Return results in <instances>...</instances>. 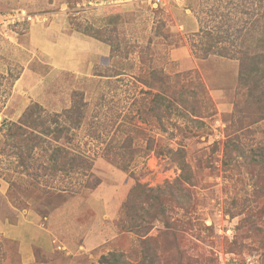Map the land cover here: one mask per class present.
Returning a JSON list of instances; mask_svg holds the SVG:
<instances>
[{
    "label": "rangeland",
    "instance_id": "374dc122",
    "mask_svg": "<svg viewBox=\"0 0 264 264\" xmlns=\"http://www.w3.org/2000/svg\"><path fill=\"white\" fill-rule=\"evenodd\" d=\"M65 1L0 0V219L33 214L51 231L52 251L25 263L23 223L0 227V240L13 239L19 264H102L113 251L137 264H264V78L254 87L245 81L251 62L239 72L238 61L263 26L248 24L247 0H68L70 9ZM77 22L92 27L83 33ZM256 65L264 74V57ZM152 70L178 73L176 86L200 84L181 107L190 119L152 114ZM158 79L151 92L166 86ZM75 99L81 122L62 140L86 167L42 179L39 149L25 167L9 125L33 104L63 122ZM177 147L186 174L167 152ZM137 182L173 196L161 201L164 217L139 227L146 204L123 206Z\"/></svg>",
    "mask_w": 264,
    "mask_h": 264
},
{
    "label": "trees",
    "instance_id": "16d2710c",
    "mask_svg": "<svg viewBox=\"0 0 264 264\" xmlns=\"http://www.w3.org/2000/svg\"><path fill=\"white\" fill-rule=\"evenodd\" d=\"M89 2V0L87 1ZM67 7L73 8V3L70 1H65ZM246 4L249 6L247 13H249V20L247 21L249 25L252 26H263L262 31L260 30L261 35L257 36L256 38L252 37L253 43H255V47L253 48V53L247 55L246 53L242 54L238 57L239 61V72H242L244 69L249 70V65L251 62V71L254 75H250V70L248 71L247 76L245 77V81L253 82L254 87H258V81L264 78V74H260L261 69L256 65L260 61V57H264V53H255L259 51V49H263L264 47V0H247ZM251 19V20H250ZM72 21V18H71ZM73 27L77 31H82L83 33L87 32L88 29H91V25H83L80 22L72 24ZM83 27V28H82ZM82 28V30H81ZM262 43V45H261ZM261 45V46H259ZM210 44H208V48ZM261 47V48H259ZM256 49V51H255ZM210 51V50H209ZM241 52V51H240ZM242 53V52H241ZM255 66V67H253ZM264 69V68H263ZM264 72V70H263ZM159 73V72H158ZM156 73L154 70L151 71V85L155 83V78L158 75L157 83L159 85H166L162 91H152L151 89L153 86L148 84V90L146 93L150 95V102H151V112L153 115H158L159 111L162 109L164 112V117L171 120L175 118H187L190 119L188 113L183 110L184 103L187 101L188 98H194L197 95V91L193 89L186 88V85L182 83V85L176 86L175 78L179 75L178 73L174 74L173 76L167 73ZM201 91V88H200ZM252 93V92H251ZM261 94L264 95V90L261 91ZM263 104V103H262ZM80 102L79 100L75 99V102L69 107L68 109L64 110V120L61 122L58 117L53 119L55 123H50L46 114H44L39 107L38 104H33L28 106L21 117L18 119V122H13L9 126L12 128L9 132L10 136L19 138V151L17 152V156L20 162L26 167L28 163V159L30 158V150L36 147L40 151V158H38L39 163L37 164L39 171L38 175L40 178L44 179L47 176L55 177L57 175H67L70 173H75L80 171L83 167H86V160L83 158L84 156L72 151L67 145L68 137L70 131L74 127H78L81 119H80ZM191 113H195L197 115V110L195 106H191ZM260 110L264 111V104L260 106ZM194 115V114H193ZM264 113L262 114L263 117ZM161 118H159L160 120ZM38 128L40 130V134L33 133L34 128ZM35 134V135H33ZM67 137L66 140H62L63 138ZM22 144V146H21ZM230 146V141H226L224 143V155H228V150ZM22 147L26 150V154L22 153ZM160 147L156 148L155 151L161 152ZM167 152L170 153L169 155L171 158L176 162L178 167L180 168L183 174L187 173V163L183 156V151L180 148L176 149H167ZM263 153L258 156V160L262 157ZM28 157V158H27ZM257 160V161H258ZM89 166V164H87ZM185 181H188V175L183 176ZM48 180L46 179V182ZM42 192L51 195L50 187H39ZM14 187L13 184H9V194L14 195L16 192L13 191ZM19 190V189H18ZM131 194L127 197V204L125 203L123 206L124 208L127 206L128 210L134 211L136 210L138 205L142 202L146 204L145 214L141 215L140 225L136 224L135 227L145 226L143 222H151L152 220L156 219L158 216L164 217L165 208L162 206L161 201L166 196L173 198L171 193H165V190L162 186L147 187L145 184L136 183V185L131 189ZM135 200H138L136 202ZM153 209V211H152ZM135 213V212H134ZM145 217V218H144ZM146 241V240H145ZM13 239H5L1 238L0 240V248H4V256H2L3 261H6V264H19V260L17 259V250L14 248ZM5 244V245H4ZM41 249L40 247L33 246V253L34 251H38ZM156 255V253H155ZM122 252H109L107 255H101L99 261L102 264H137V263H130L124 259ZM16 257V258H15ZM144 259V258H143ZM142 259V260H143ZM149 261L153 259L148 258ZM142 264V263H141Z\"/></svg>",
    "mask_w": 264,
    "mask_h": 264
},
{
    "label": "crops",
    "instance_id": "0c3cea01",
    "mask_svg": "<svg viewBox=\"0 0 264 264\" xmlns=\"http://www.w3.org/2000/svg\"><path fill=\"white\" fill-rule=\"evenodd\" d=\"M74 37V36H73ZM93 48L95 49V55L103 54L104 50L102 48L101 44H98L95 42L93 44ZM100 50V51H99ZM89 56H92L91 54H87ZM94 56V55H93ZM77 63L75 60H73L71 63L68 62L67 66L71 69H77ZM36 216H34L31 213H28L27 211L21 213V216L17 217L16 222H8V221H2L0 219V227L8 228L7 226L22 224L29 227L27 231L30 232V241L29 244L22 245L18 242L19 245V252L21 253V257L25 263H31L34 261V253H33V246L40 247L41 249L45 250L46 252L52 251V239H51V231L48 229H43L40 224H34L32 220L36 219ZM34 226L37 230H35ZM36 231V232H35ZM1 233V232H0ZM7 237V236H6ZM8 238V237H7ZM23 262V263H24Z\"/></svg>",
    "mask_w": 264,
    "mask_h": 264
},
{
    "label": "built area",
    "instance_id": "2783aa9c",
    "mask_svg": "<svg viewBox=\"0 0 264 264\" xmlns=\"http://www.w3.org/2000/svg\"><path fill=\"white\" fill-rule=\"evenodd\" d=\"M165 0H155L156 3L162 4Z\"/></svg>",
    "mask_w": 264,
    "mask_h": 264
}]
</instances>
